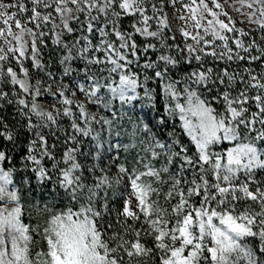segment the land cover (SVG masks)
<instances>
[{
	"label": "snow or ice",
	"instance_id": "snow-or-ice-1",
	"mask_svg": "<svg viewBox=\"0 0 264 264\" xmlns=\"http://www.w3.org/2000/svg\"><path fill=\"white\" fill-rule=\"evenodd\" d=\"M226 2L14 0L0 3V82L18 86V98L8 103L19 106L33 135L23 157L24 168L31 166L32 173L25 181L31 183L34 179L54 199L60 197L70 205L52 213L42 231L32 228L22 220L20 192L9 188L13 185L12 170L0 167V264H147L144 258L157 257L158 264H241V261L264 264L257 252L247 246L249 238L256 239L258 253L264 254V180L260 179L264 174V71L254 74L255 69L247 66L260 61L264 67V47L251 37L250 31L236 27L225 11ZM239 2L252 10L247 22L264 32V0ZM177 3L184 12L177 17L182 21L178 30L182 42L169 45L167 40L175 41L176 36L166 35V30L172 29L164 9ZM12 8L16 11L9 12ZM29 12L31 15L23 21L18 18ZM126 17L133 18L131 31L120 27ZM137 35L148 41L143 49L136 42ZM66 37L73 39L66 42ZM244 37L251 39L246 43ZM46 38L64 50L60 63L63 76L68 78V83H61L55 91L48 85L47 90L56 101L50 110L37 102L41 82L31 83L30 70L25 66V61H30L33 69L45 68L41 45L47 47ZM152 40L159 42V48ZM173 48L176 55L172 54ZM149 50L160 54L155 60L146 59L140 64L138 53L147 54ZM253 50L258 54L253 55ZM208 57L225 64L245 62L246 66L243 73L230 72L227 67L216 73L203 67ZM12 61L16 68L6 66ZM77 62L84 66L77 67ZM181 62L189 66L195 62L198 67L182 80L168 82L169 73ZM133 66L145 70L143 80L140 73L133 71ZM147 70H152V77L147 75ZM81 73L83 79L79 78ZM48 75L51 78V73ZM150 78L165 82L164 92L170 99L185 97V103L168 108V113L174 115L178 111L183 131L194 150L179 139L161 143L152 137L151 145L145 149L150 152V159L143 171L120 165L113 178L104 168H99L97 174V165L85 169L77 158L84 155L78 136L98 140L99 133L93 135L92 125L110 128L113 123L105 116H98V111L103 109L113 119L121 118L124 107L130 106L131 110L140 99L137 89H143L144 97L151 100L147 88ZM181 83L186 85L183 91L177 88ZM237 84L242 85L238 90ZM193 85L209 92L210 85L223 86L224 90L221 92L217 87V95L208 100ZM252 92L255 94L250 95ZM7 97L8 93L0 90V100ZM214 103L221 104L223 111L217 110ZM253 106L255 110H251ZM60 117L70 120L72 131L64 140L70 146L57 159L54 152L57 144L49 143L44 130L58 127ZM160 122L165 121L162 118ZM142 128L146 136H151L148 124ZM0 136L13 139L6 125ZM225 142L231 146L217 150ZM96 147L95 159L99 160L103 145L97 143ZM120 147L119 143L110 144L107 150ZM161 153L164 166L157 169L152 160ZM8 160L10 157L0 151V163ZM45 160L51 161L50 167L43 163ZM173 165L175 172L170 171ZM165 174L168 180L164 179ZM144 177L152 178L151 182H145ZM122 181H126L123 190L110 196L113 185ZM165 183L169 184L165 202L175 201L170 209L153 199L160 195L159 186ZM193 197L201 198L198 206L191 202ZM118 200L123 203L115 208L113 205ZM241 201L245 206L238 208ZM113 213L115 224H105L106 217ZM145 238L151 240V247ZM40 241L46 247H40Z\"/></svg>",
	"mask_w": 264,
	"mask_h": 264
},
{
	"label": "trees",
	"instance_id": "trees-1",
	"mask_svg": "<svg viewBox=\"0 0 264 264\" xmlns=\"http://www.w3.org/2000/svg\"><path fill=\"white\" fill-rule=\"evenodd\" d=\"M27 3L28 0H25ZM30 5V6H29ZM28 6L31 7V4ZM164 11L167 13L169 18V23L171 24V32H167L166 35L171 36L175 35L176 40L173 41L171 39L167 40V43L169 45L174 44H181L182 38L179 36L178 32L174 29L173 22L171 19V8L168 4ZM83 19V17H81ZM133 23L132 17H126L123 18L120 22V27L123 30L131 31V24ZM32 27V25H30ZM74 27L76 25H73ZM50 27V25H49ZM153 28H155V24H153ZM44 31H48L47 28L44 29ZM251 37H255L256 41L260 43L261 47H264V41H261V36H264V32L260 31L258 28L250 29ZM75 35H79V33H76ZM51 36V33H49V37ZM251 37H244L243 39L247 43ZM73 37H66V42H71ZM96 40H98V37H96ZM47 47H44L41 45V51H42V60L45 65V68L43 70H36L31 67L30 61H25V66L29 68L30 70V77L31 83H35L36 81L41 82V95L39 96L41 98H46L49 95V91L47 90L48 85H52V90L55 91L57 86H59L61 83L67 84L68 78L63 76V66L60 63L61 58L65 54L64 50L60 47H57L55 45H52L51 39L46 38ZM136 42L139 45L141 49H143V46L145 44L144 38L140 36H136ZM152 43L157 44V47L159 48V42L152 40ZM254 55L258 54L257 50H253ZM140 55V64H143L144 61L147 60H155L157 56L160 54V51L153 52L152 50H149L147 54L143 53V51H140L138 53ZM172 54L176 55L175 49L173 48ZM207 59L211 60L212 63H207V68H212L214 72L219 73L222 69L225 67L229 68L228 70L230 72H240L243 73V69L246 66L245 62H233L232 65H221L218 63H215L210 57ZM80 67L82 68L84 65L82 62H79ZM255 64L257 65V69L260 70V73L264 71V67L261 66L260 61H256ZM195 65V62L191 65L192 68H190L189 65L184 64L181 62L180 65L177 66V68L173 69L169 73V81L171 80H182L186 76V74L190 71H193V67ZM252 65V64H251ZM252 68V66L247 65ZM190 68V69H188ZM254 68V67H253ZM133 71H136L141 74V80L144 79L145 70L143 68L133 66ZM49 73H51V78L49 77ZM147 75L149 77H152V70H147ZM80 79H83V74L81 73ZM34 79V81H33ZM118 82V78H117ZM164 81H161L159 79L150 78L147 81V88L151 92L152 99L149 100L148 98L144 97V90L143 89H137V92L139 93L140 99L134 102V106L131 107V110H129L130 106H125L123 111L120 112L119 119H113V117L105 110L100 109L98 112L103 113V116L107 117L108 119L113 120V123L111 127L109 128L108 125H101V124H93L92 127L94 129L93 135L96 133H99L98 140H93L92 137H79L78 139L81 140V144L79 147H81L84 155L78 156V160L81 162V164L85 167V169L91 168L93 165H97V174H99V168H104L106 172L110 173L113 178L116 177L118 166L123 165L124 167L128 168L129 170H135V171H143L144 170V164L148 163L150 159V152H146L145 149H147L151 145V138L155 137L158 139L161 143H171L172 141L179 139L184 145L192 148L194 150V145L191 144L190 138L187 136V134L183 131L182 128V121L180 120V115L178 111L174 115H169L168 108H174L177 103H185V97L181 95L179 98H169L165 95L164 92ZM185 84L181 83L177 85V88L181 91L185 88ZM195 90L199 92L202 98L211 100L212 96L217 95V87H219V90L222 92L223 86H211L212 91L209 92L207 89L204 88H196V86H192ZM237 90L242 87V85L237 84ZM18 92H20L19 88L16 86ZM235 94V93H233ZM255 93H250V95H254ZM18 97L12 94H8V97L6 99H3L2 103L5 104V107L9 106L10 104L14 103H8V100L15 101ZM26 99H31L30 97H24ZM37 102L43 106L42 101H40L37 98ZM214 107L217 108L219 111H223L222 105L214 103ZM116 108L119 110L120 105L117 103ZM45 109V108H44ZM46 110V109H45ZM251 110H255L254 106L251 108ZM3 116L0 119V122L5 126H7V129L12 133L13 139L7 140L3 136L0 137V148L2 149V152L6 154V156L10 157V160L2 162L1 166L5 170H12L13 172V187L16 188L20 192L21 198L27 196V203L37 205V202H39V198L46 197L49 204L57 203L59 200L57 197L54 199L52 195H49V192L47 189L40 188L36 185L35 180L33 179L31 183H28L25 181L26 177L32 176L31 173V166L28 169L24 168L25 161L23 160V157L27 154V150L29 147V142L33 139L32 132H30L26 127V119L24 116H22L19 112L16 114L3 111ZM165 121L164 123H161V119ZM35 119V118H33ZM148 124L149 128H151V136H146L142 125ZM3 125H0V128L3 129ZM45 132L48 133V139L49 143H56L57 147L54 150L55 155L57 159H59L63 153V150L66 146L64 140L66 139V136L71 134V122L68 118L60 117L59 119V126H53L51 131L49 129H45ZM52 132L55 133V135H52ZM97 143L102 144L103 148H101L100 151V158L99 160L95 159V155L97 152ZM119 143L121 145L118 149H112L107 150L109 148V145H115ZM231 145L225 142V144L218 146L217 150H220L222 148L230 147ZM107 150V151H106ZM159 151V150H158ZM48 167L51 166V161H43ZM152 165L156 167L157 169L164 166V155L161 153L160 157L158 159L152 160ZM171 172L176 171L175 165L170 167ZM263 179H264V174ZM189 178H191L189 176ZM145 182H151L152 178L144 177L143 178ZM164 179L168 180L169 177L167 174L164 175ZM126 181H122L120 185H113L112 189L110 190L109 195L111 196L112 192H116L119 194L123 190L124 183ZM156 186V185H154ZM160 189V195L158 197H153V199L158 200L159 204L165 208H169L171 204H174L175 201L171 202H165L164 196L169 190V184L165 183L163 185L159 186ZM200 197H193L192 203L195 206L199 205ZM122 200H118L113 205L115 208H120L122 205ZM245 206V203L243 201L240 202L238 205V208H242ZM40 218V219H39ZM41 218H44L42 213L38 214L37 219L39 221ZM108 222H112L115 224V213L112 214L110 217H106L104 223L107 224ZM131 223V221H129ZM139 223L136 224V227H139ZM114 230V229H113ZM110 232L112 230H109ZM256 241V252L258 254V257L260 260L264 261V254L258 253L259 248V241L256 239L249 238V241ZM145 242L148 244L149 247H151V240L145 238ZM147 260V264H158V257L153 259L144 258Z\"/></svg>",
	"mask_w": 264,
	"mask_h": 264
},
{
	"label": "rangeland",
	"instance_id": "rangeland-1",
	"mask_svg": "<svg viewBox=\"0 0 264 264\" xmlns=\"http://www.w3.org/2000/svg\"><path fill=\"white\" fill-rule=\"evenodd\" d=\"M12 2H14V0H0V3H5V4L12 3ZM183 2L187 3L188 0H183ZM221 2L224 3L225 0H221ZM169 5H170V8H171V19H172V22H173L174 29L179 34L178 30H179V28H180V26L182 24V21H179L177 17L179 15H181V14H184L183 9H182L180 3H177L175 5V7H173L171 4H169ZM237 9H239V11H237ZM15 11H16L15 8L9 9V12H15ZM225 11H227L229 13V15L232 17V19L236 22V27L237 28H242L245 31H249L250 29L257 28V26L255 24H249L247 22V19H246V17L248 16V14L252 10L248 9L244 5H241L239 0H227V2L225 3ZM29 15H31L30 12L26 13L23 16L18 17V18H20L23 21ZM221 19H224V17H221ZM28 26L31 27L30 25H28ZM0 27H2V25H0ZM13 30L15 31V29H13ZM147 42L148 41H146L145 43H147ZM0 43H2V42H0ZM252 54L254 55V53H252ZM207 63H212V62H211V60L205 58V62H204V65H203V67L205 69L208 66ZM215 63L221 64V65L224 64V66H225V65H232L233 62H230L229 64H225L223 62H215ZM79 64L80 63L77 62V67H80ZM6 66H12L14 68L17 67L15 61H12L10 65L6 64ZM250 66H252V68L254 67L255 72H259L260 71V70H258L256 68L257 65L255 63L250 65ZM197 67H198V65L195 63V65H194L192 70H196ZM190 68H192V66H190ZM190 68H188V69H190ZM255 72H254V74H258V73H255ZM33 81H34V79H33ZM15 88H16V86L7 84L5 82H0V90H3L4 92H7L9 95L12 94V95L17 96L16 94L18 93V90L15 89ZM37 98L40 101H42V103H43L42 107L45 108L46 110H50L52 105L54 103H56V101L52 97L51 93H49V95L46 98H41V99H40V97H37ZM2 102L3 101L0 100V119L4 115L3 111L7 110L8 112L10 111V113H12V114H16V113L19 112V110H18L19 106L17 104L14 103V105L10 104L9 106L5 107V104L2 103ZM97 115L98 116H103V113L98 112ZM0 125H3L2 122H0ZM3 130H4V125H3V129L0 128V131H3ZM0 151H2L1 148H0ZM0 167H2L1 163H0ZM262 177H263V175L260 176V179L264 180ZM9 188L11 190V189H13L15 187L10 185ZM46 199H47L46 197L39 198V200H38L39 202H37V205H35V203L34 204L27 203V201H26L27 200V196L21 198L20 203H21V207H22V220L24 221V223L30 225L32 228H37L38 227L42 231L43 228L46 226V222H47L48 218L51 216L52 213L64 210L66 207L70 206L67 200L61 199L60 197H57V199L59 201L57 203H53V204L52 203L49 204V202ZM45 206H47V210H45ZM39 213H42L43 216H44V218H41L40 221H39L40 218L37 219ZM37 239L39 241V237H37ZM255 242L256 241H254V240L252 242L249 241L247 246L249 248H253L256 251V247H255L256 243ZM40 247H46V245H44L43 242L40 241ZM241 264H246V262L245 261H241Z\"/></svg>",
	"mask_w": 264,
	"mask_h": 264
}]
</instances>
